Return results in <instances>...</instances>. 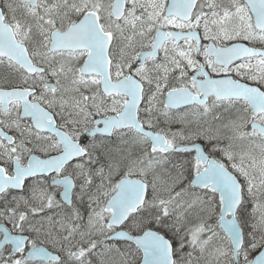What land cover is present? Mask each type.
<instances>
[{
	"label": "snow or ice",
	"instance_id": "1",
	"mask_svg": "<svg viewBox=\"0 0 264 264\" xmlns=\"http://www.w3.org/2000/svg\"><path fill=\"white\" fill-rule=\"evenodd\" d=\"M0 264H264V0H0Z\"/></svg>",
	"mask_w": 264,
	"mask_h": 264
}]
</instances>
